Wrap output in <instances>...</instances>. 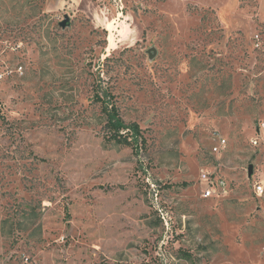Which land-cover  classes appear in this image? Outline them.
<instances>
[{"label":"rangeland","instance_id":"obj_1","mask_svg":"<svg viewBox=\"0 0 264 264\" xmlns=\"http://www.w3.org/2000/svg\"><path fill=\"white\" fill-rule=\"evenodd\" d=\"M256 182L264 0H0V264H264Z\"/></svg>","mask_w":264,"mask_h":264},{"label":"trees","instance_id":"obj_2","mask_svg":"<svg viewBox=\"0 0 264 264\" xmlns=\"http://www.w3.org/2000/svg\"><path fill=\"white\" fill-rule=\"evenodd\" d=\"M94 96L101 103V110L105 114L104 129H106L109 137L117 142H123L126 146L138 149V146L140 147L145 141L142 131L136 123H126L122 119L112 93L106 91L102 97L94 89Z\"/></svg>","mask_w":264,"mask_h":264},{"label":"built area","instance_id":"obj_3","mask_svg":"<svg viewBox=\"0 0 264 264\" xmlns=\"http://www.w3.org/2000/svg\"><path fill=\"white\" fill-rule=\"evenodd\" d=\"M225 148L226 139L222 136L217 137L215 144L212 146V151L221 153ZM199 180L202 182L201 195L204 198L225 196L229 192L226 179L214 172L202 171ZM253 187L257 194H262L264 191V187L260 182H256Z\"/></svg>","mask_w":264,"mask_h":264},{"label":"water","instance_id":"obj_4","mask_svg":"<svg viewBox=\"0 0 264 264\" xmlns=\"http://www.w3.org/2000/svg\"><path fill=\"white\" fill-rule=\"evenodd\" d=\"M61 24L64 25L65 24V21H62ZM249 173H251V167L249 169Z\"/></svg>","mask_w":264,"mask_h":264}]
</instances>
